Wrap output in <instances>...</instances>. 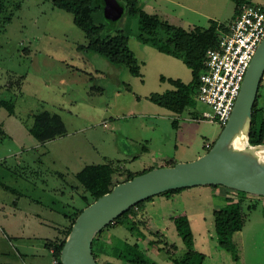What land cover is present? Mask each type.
<instances>
[{
	"label": "rangeland",
	"instance_id": "1",
	"mask_svg": "<svg viewBox=\"0 0 264 264\" xmlns=\"http://www.w3.org/2000/svg\"><path fill=\"white\" fill-rule=\"evenodd\" d=\"M138 1L147 13L184 29L207 28L210 20L229 25L235 8L232 0ZM0 7V264H24L14 257L18 251L29 254L58 229L66 233L86 207V192L75 179L82 168L120 165L112 178L116 183L171 160L193 161L208 151L206 143L212 147L223 126L204 118L211 109L192 91L196 70L141 43L136 16L123 11L104 31L127 38L139 76L81 51L87 44L84 32L52 0H0ZM171 91L191 99L179 113L150 100ZM259 94L258 125L264 122V75ZM42 112L58 115L63 129L40 141L30 128L33 116ZM211 189L183 188L147 201L141 213L149 229L144 240L124 227L101 229L100 240L107 250L119 239L137 241L155 264H173L166 248L175 256L188 249L178 232L182 223L191 234L193 264H264V197L223 186ZM239 202L245 224L231 234L226 250L216 241L213 211ZM155 232L163 233L168 243L161 244ZM96 255L97 264H129Z\"/></svg>",
	"mask_w": 264,
	"mask_h": 264
},
{
	"label": "trees",
	"instance_id": "2",
	"mask_svg": "<svg viewBox=\"0 0 264 264\" xmlns=\"http://www.w3.org/2000/svg\"><path fill=\"white\" fill-rule=\"evenodd\" d=\"M232 1L235 4L234 16L232 18V20H234L240 6L245 2H250V0ZM52 2L56 8L72 14L73 23L84 32L87 38V44L81 47V51L100 55L111 65L125 67L129 73L134 76L140 75L139 63L127 45V38L122 33L108 34L104 31L107 25H111L114 22L105 18L103 14L104 10L99 4V0H52ZM117 2L123 7V11L138 18V34L136 37L141 43L150 44L159 52L180 59L196 70L195 82L192 88V91L196 93L198 76L205 70L204 62L206 51L216 48L218 33L220 31L226 32L228 25L223 23L218 24V22L210 20V26L207 28L191 26L184 29L179 26L171 25L158 15L147 13L138 0H117ZM161 79L164 80L165 78L162 77ZM168 81L175 86H181V84L175 80L168 79ZM259 97L260 94L258 89L256 100L252 108L248 131L247 141L249 145L264 144V122L258 125L256 121V110L258 109ZM150 100L160 107L177 113L181 112L191 103L189 96L182 95L176 91L167 92L163 95H152L150 96ZM5 106L8 110L12 111V106L10 104H5ZM59 129H63V122L60 117L56 114L42 112L33 116V125L30 128V134L37 140L42 141L55 136L56 130ZM175 164L176 162L169 161L164 167L173 166ZM118 169L119 167L117 164L102 163L87 165L76 173V181L86 192V195L83 196L84 199L87 200L86 206L105 193L110 192L116 184L137 176V174L130 173L124 175L123 181L113 183V174H115ZM211 187L217 188L219 186L212 185ZM181 190L182 189L170 190L160 195L170 197ZM152 198L153 197H150L130 207L103 229L109 227H124L132 235H135L138 240H144L146 238L145 232H148L149 229L141 213H143L145 209V203ZM81 211L82 210H80L79 213ZM79 213L77 215H79ZM213 220L216 241L220 247L228 250L231 243V234L241 231L245 224V214L242 211L240 202L235 205H226L214 210ZM180 225H182V223ZM180 225H178V232L183 241L186 242L188 249L180 256L171 254L167 248L165 251L168 253L173 264H193L194 254L189 247L191 234L185 226ZM70 230L71 227L65 233V228L58 229V235L48 244V247L53 250L52 255L57 260L58 264H61L60 251ZM154 234L160 237L161 244L168 243L163 233L155 232ZM170 247L177 250L175 244H170ZM91 249L95 260L97 258L96 253H99L100 255H109L115 259L123 260L129 264H155L153 260L145 256L137 241L129 243L126 240L119 239L111 244L110 249L107 250L106 242L100 240V231L95 233L91 242ZM199 264H201V262H199Z\"/></svg>",
	"mask_w": 264,
	"mask_h": 264
},
{
	"label": "water",
	"instance_id": "3",
	"mask_svg": "<svg viewBox=\"0 0 264 264\" xmlns=\"http://www.w3.org/2000/svg\"><path fill=\"white\" fill-rule=\"evenodd\" d=\"M106 17L115 22L123 12L117 0H99ZM264 75V37L249 64L231 114L212 147L193 161L178 162L139 174L113 186L76 217L60 251L61 264H97L91 249L98 231L138 202L166 191L195 186L225 188L264 197V166L226 148L234 133L248 120ZM247 131V138H248Z\"/></svg>",
	"mask_w": 264,
	"mask_h": 264
},
{
	"label": "built area",
	"instance_id": "4",
	"mask_svg": "<svg viewBox=\"0 0 264 264\" xmlns=\"http://www.w3.org/2000/svg\"><path fill=\"white\" fill-rule=\"evenodd\" d=\"M263 37L264 4L243 3L227 31L218 33L216 48L206 51L205 70L199 74L196 88L198 100L211 109V114L204 113L205 119L225 125Z\"/></svg>",
	"mask_w": 264,
	"mask_h": 264
},
{
	"label": "bare ground",
	"instance_id": "5",
	"mask_svg": "<svg viewBox=\"0 0 264 264\" xmlns=\"http://www.w3.org/2000/svg\"><path fill=\"white\" fill-rule=\"evenodd\" d=\"M248 120L239 128L226 145L230 151L241 154L254 165L264 166V144L249 145L247 143Z\"/></svg>",
	"mask_w": 264,
	"mask_h": 264
},
{
	"label": "crops",
	"instance_id": "6",
	"mask_svg": "<svg viewBox=\"0 0 264 264\" xmlns=\"http://www.w3.org/2000/svg\"><path fill=\"white\" fill-rule=\"evenodd\" d=\"M171 161H174V160H171ZM174 162L177 163L178 161H174ZM118 167L120 169V165H118ZM212 189H214V188H212ZM212 189H211V191H212ZM217 195L221 196V194H217ZM57 235H58V230L52 239H46L42 248L41 247L33 248V251L29 254H22L18 251V254L16 256H14V257H16V261L18 259L20 262H23L24 264H25L26 260H28V262H30V264H53L54 260H56V259L53 257L52 253H50L51 248L48 247V244L50 241L54 240Z\"/></svg>",
	"mask_w": 264,
	"mask_h": 264
}]
</instances>
